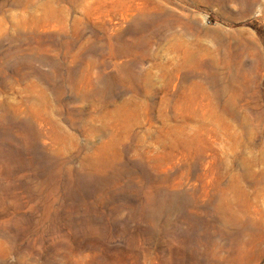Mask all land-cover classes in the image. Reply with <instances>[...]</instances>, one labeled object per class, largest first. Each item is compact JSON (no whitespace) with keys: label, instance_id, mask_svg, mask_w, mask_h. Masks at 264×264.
<instances>
[{"label":"rangeland","instance_id":"1","mask_svg":"<svg viewBox=\"0 0 264 264\" xmlns=\"http://www.w3.org/2000/svg\"><path fill=\"white\" fill-rule=\"evenodd\" d=\"M0 264H264V0H0Z\"/></svg>","mask_w":264,"mask_h":264}]
</instances>
